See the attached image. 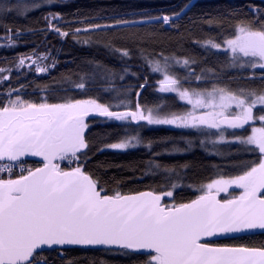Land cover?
Returning a JSON list of instances; mask_svg holds the SVG:
<instances>
[{"label": "snow or ice", "instance_id": "6c2138e0", "mask_svg": "<svg viewBox=\"0 0 264 264\" xmlns=\"http://www.w3.org/2000/svg\"><path fill=\"white\" fill-rule=\"evenodd\" d=\"M58 2L0 0V47L16 48L25 36L40 33L46 49L39 51L36 45L0 67V89L7 86L0 90V264H77L69 258L77 250L130 254L137 264H264V239L220 242L264 237V4H250L242 17L234 10L227 27L224 17L201 18L218 34L194 43L223 57L219 72L195 56L139 46L159 41L155 28L141 33L145 26L178 31L191 0L170 14L94 17L85 27L70 29L77 44L102 45L122 61L138 55L146 70L162 77L158 91L175 94L177 103L168 105L141 101L146 76H137L144 82L135 89L111 87L113 77L123 81L128 69L117 74L95 61H88L90 68L76 81L64 79L80 90L97 78L107 82L104 91L113 94L107 102L69 96L68 89H61L65 95L54 100L40 93L55 89L35 79L21 82V77L48 76L55 70L47 36L69 37L59 25L70 22L55 11L41 17L44 28L17 20ZM119 40L138 46L116 47ZM226 70L240 75L224 83ZM13 77L18 86H13ZM257 82L259 86H249ZM100 118L119 130L114 142L102 140V146L92 133ZM150 126L171 127L180 137L164 139L163 151H154V142L142 133ZM221 145L253 158L213 166L212 174L195 183H184L188 164L167 165L157 159L197 147L223 159ZM140 147L153 157L148 172L161 180L148 190L115 178L103 180L90 167L94 153ZM185 190L191 195L181 197Z\"/></svg>", "mask_w": 264, "mask_h": 264}, {"label": "trees", "instance_id": "16d2710c", "mask_svg": "<svg viewBox=\"0 0 264 264\" xmlns=\"http://www.w3.org/2000/svg\"><path fill=\"white\" fill-rule=\"evenodd\" d=\"M188 2V0H61L51 6H45L41 9L29 13L27 19L18 18L19 25L44 28L46 27L45 21L41 18L47 15L49 11L61 13L63 21L70 23H61L65 31H69L70 35L67 38H60L53 36L51 33L47 36V48L52 49L53 56L57 60L55 70L48 76H29L27 78L21 77V82L28 84L29 80H36V83L41 86H46L47 89H55V91H45L40 95H50L54 100L65 95L61 89H68L69 96H76V98H87V96L99 97L100 102H107L112 99V93L104 91L109 87L107 82L101 81L97 78L96 82L87 81L85 89H73L64 78L71 76L73 81L78 79L80 74L90 68L88 61H95L105 67L112 69L115 73L119 74L123 68L128 69V75H125L123 81L113 77L111 87L135 89L138 83H143V79L138 77H147L148 87L141 93V101L149 104L162 102L170 105L174 99L175 94L160 93L158 91V79L162 77L159 74H152L143 67V62L138 55L133 56L131 60L122 61L118 54L110 53L102 45H81L75 43L71 39L70 29L76 27H85L88 19L94 17H112V16H125L127 18H142L144 16L152 15L159 16L163 14H170L173 11H178L179 8ZM192 7L190 11L180 21L179 30L164 31L160 29L159 25H149L141 29V33L150 32L153 28L158 30L159 41L152 45H139L146 47L149 52H159L163 50L166 55L169 53L179 55L195 56L199 59L203 66L215 68L217 72L220 71L218 61L223 57L213 56L211 53L206 52L203 48L199 47L194 41L203 40L209 36H216L218 33L215 28L209 29L201 22L202 17H224L225 27L227 21L233 20L230 15L234 10L239 12V16H243L248 12L250 4L262 5L264 0H191ZM85 21V23H79ZM104 23L106 20H99ZM0 35H3L0 32ZM93 39H96L93 36ZM24 41H28L25 43ZM3 43V41H0ZM116 47H129L135 48L138 45L129 40L114 41ZM36 45H40L39 51H45L44 37L42 34L27 35L20 42L19 46L13 49L0 47V67L7 66L5 60L12 61L17 55L28 53ZM131 73H136L132 76ZM182 74V73H181ZM234 70H226L224 73V83L231 80L232 76H239ZM247 75V73H244ZM237 82H233L232 86L235 87ZM240 84H245V81H238ZM13 86H18L15 77L12 80ZM249 86H259L258 82ZM7 86H4L5 90ZM32 88L29 86V91ZM139 90V89H136ZM35 98V97H34ZM118 129L111 123H104L102 118L98 120L92 129L93 135L96 137L95 143L101 144L102 140L109 142L115 141V136ZM143 135L154 142V151H163L165 145L161 143L164 139H179L180 132L171 127L158 126L152 128H145L142 130ZM105 134H108L105 136ZM227 135V134H226ZM231 139V137H228ZM170 146V145H169ZM221 150L226 153L225 158L215 155H209L199 147L195 150L185 153L183 155L166 156L162 155L157 159L167 165H184L188 164L189 167L184 171L186 179L184 183H195L202 180L205 176L212 174L213 166L225 167L231 162H236L239 159H251V156H244L236 151L233 146L229 149L225 145H221ZM231 153V155H227ZM153 157L149 151L140 147L128 151L107 150L104 152H97L92 155L90 167L96 171L103 180H111L115 178L123 181L129 187L139 188L140 190H148L149 186L155 187L161 183L157 177L150 175L147 169V162ZM191 193L187 190L180 193L181 197L190 196ZM264 237L256 236L249 240H226L221 243H242V242H256L258 243ZM69 258H75L77 264H100L101 261L106 264H137V257L134 255H124L121 253H108L97 251H83L77 250L70 254Z\"/></svg>", "mask_w": 264, "mask_h": 264}, {"label": "rangeland", "instance_id": "374dc122", "mask_svg": "<svg viewBox=\"0 0 264 264\" xmlns=\"http://www.w3.org/2000/svg\"><path fill=\"white\" fill-rule=\"evenodd\" d=\"M177 103V101L174 99V101L170 104V105H174V104H176ZM180 103H183V102H180ZM152 127H158V126H150V127H148V128H152ZM166 127H168V126H166Z\"/></svg>", "mask_w": 264, "mask_h": 264}, {"label": "water", "instance_id": "95a60500", "mask_svg": "<svg viewBox=\"0 0 264 264\" xmlns=\"http://www.w3.org/2000/svg\"><path fill=\"white\" fill-rule=\"evenodd\" d=\"M142 93V92H141ZM222 241H226V240H221L220 242H222Z\"/></svg>", "mask_w": 264, "mask_h": 264}]
</instances>
